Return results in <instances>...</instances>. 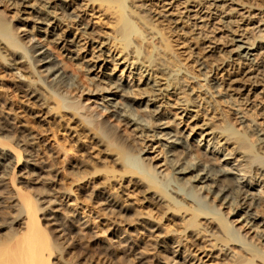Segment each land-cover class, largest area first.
I'll use <instances>...</instances> for the list:
<instances>
[{
	"label": "bare ground",
	"instance_id": "6f19581e",
	"mask_svg": "<svg viewBox=\"0 0 264 264\" xmlns=\"http://www.w3.org/2000/svg\"><path fill=\"white\" fill-rule=\"evenodd\" d=\"M18 1L19 3L17 0H12V4L26 2L28 4L27 6L37 14L35 15L36 21L46 25L43 32L46 35L47 41L43 43L42 40L34 39L30 35L25 40L23 38L21 39L17 33L18 26L14 22H9L5 14L0 12V66L11 71L13 77L17 79L16 84L14 83L11 88L18 90L22 93V96L27 97V104L25 105L27 108L24 110L34 122L39 124V127L42 125L50 126L53 128L51 130L52 132L62 130L66 127L68 132L70 131L69 133L67 132L68 135L73 133L72 136L74 138H72L74 139L73 142H75L74 146L77 147L76 150H82L84 148L89 152L94 149L99 154L97 159L100 158V160L97 161H101V168L92 165L94 166L92 170L90 167L88 169L86 165L88 161L83 164L85 160L89 159L88 156V159H83V162L80 163L81 165H75L77 170L69 169V174L75 177L74 180H81L87 174L95 175L102 172L96 177H99L97 180L107 191L103 193L100 191L96 192V190L92 193L93 198H99V201L101 200V211L103 210V213L108 219L109 217L115 218V216H127L126 213H132L130 216H135L126 219L130 222L129 224L133 221L132 223L137 226L135 230L137 235L140 236L138 240L122 234L117 229L114 230L113 227L109 228L113 222L108 220L107 230L117 238V244L122 245L125 248L124 250L132 255L131 258L136 259V264H171L172 262L174 264H264V200L258 194L252 192V188L254 189L256 184L252 186L242 180L243 177L253 179L257 176L264 181L263 161H260L252 167L251 163L254 158L251 159V155H243L241 156V160L245 164L238 163L234 166L232 163H229V168L225 169L221 165H215L217 158L211 156V151L203 154L200 152L201 154L199 155H201V158L194 161L191 158L190 151L193 149L189 147L190 142H187L183 136L176 133L171 135L170 132L154 131L153 127L159 128L160 125L168 124V119L163 120L166 117L162 118L163 116L159 112L154 113L159 106L156 107L154 104L155 101L149 98L147 102H151L152 106L156 107V109L149 110V116H151L149 122H144V119L142 120L140 115L141 119L136 112L133 113L134 108L132 107V103H126L124 101L121 104H117V101H111L106 96L102 97L105 104L99 109L94 107V105L85 103L83 97L81 98L77 93H73L74 89H79L80 85L78 81L77 83L73 82L74 77L72 73L67 71L70 65L65 60L62 63V60H59L48 46V43L53 47L54 45L56 47L57 44H61L66 54L73 52L80 55V51L82 49L84 50L85 42L92 41L93 44L97 40V44H102V47H105V45L108 46L103 51L102 47L99 48V53L92 55L94 58H99V56L106 54V51L108 52L110 47H113L116 53L123 52L122 56L127 61L131 59V62L127 66L129 75L133 73V70H136L139 76L147 71V75L145 76H149L147 82L150 80L149 82L155 83L156 85V79L152 73L158 72L163 79H167L165 87L178 84V88H180L184 87L183 84L185 82L194 79L195 75L180 60L178 53L175 51L173 47L174 42L169 38L172 33L166 35V29L163 30L157 23H153L155 19H153L151 11L136 6V0H90L91 2L95 1L102 12L113 17L110 28L112 32H107L108 34L103 36L104 40L102 41L95 31L88 30V27L84 24L79 29L80 37L84 39V42L77 44L75 40H68L64 36V33L59 34L56 32L58 23H64L67 26L78 15L76 13L71 14L68 11L71 7L70 4L66 7V2V5L61 3L64 0H61V2H59L60 0ZM184 7L186 8L187 6L184 4ZM56 10H60V16H58ZM159 16L166 17V20L168 18L163 14H159ZM182 17H180V20L183 19ZM190 17L187 14L186 20H182L180 23H187ZM168 22L172 23L174 20L168 18ZM71 23L70 25L74 24L73 22ZM79 24H82V22ZM228 25L230 24L225 22V27L229 30L231 37L226 39L227 41L224 40V42L227 44L228 41L230 42L228 44L229 49H220L217 47L214 44V40L207 38V31L205 33L204 31L191 32L194 35H192V38L198 43L195 42L197 46H199L196 47V44H194L195 46L193 47L198 48L199 51L198 49L197 51H190V54L195 56L193 60L196 62V66H199L198 69H205L204 64L200 61L201 57L198 59L197 56L201 52V49H205L204 54L201 56H209L218 49L219 52H222L223 56L228 57L226 62H233L230 68L235 64V66L246 65L248 69L251 66H256V70L260 67L264 69L262 61L259 62L256 60L257 55H263L260 51L261 48H258L256 54L253 55L249 47L243 46L244 41L235 38V30L231 28V25ZM194 26L196 24L192 23L185 31L190 33V30H193ZM202 26H205V24ZM176 30L184 32L182 25ZM36 31L38 30L36 29ZM168 32H170V29ZM178 38L175 40L176 45L181 44L179 41L183 42V40ZM260 38L264 40V34ZM211 43L214 45H211ZM247 44L248 46L255 44L254 39ZM73 47L75 48L72 49ZM256 47H254V50ZM206 53L207 55H205ZM109 56H111L110 60L112 62L116 60L112 53ZM155 56L158 57L156 58ZM133 58L137 65L135 63L133 64ZM68 59L72 60L75 57L72 58V55H70ZM131 64L133 65L132 68L129 66ZM84 67H86L85 64ZM91 67H93L92 63L90 67H86L85 69L88 70ZM168 67H176L177 71L182 70V73H184L183 76L181 78L172 76L168 78L169 72L166 71ZM248 69H223L226 73L228 72L229 77L226 78L224 84L228 86L229 91L242 95L241 92L244 91V88L241 87L239 81L243 76H246L245 78L248 80L251 79ZM262 69L260 73L263 72ZM150 70L153 71L151 74L149 73ZM210 70L202 72L204 79H208V72ZM109 73L103 72L106 87L99 82H95V80L87 83L88 77L87 80L85 79L86 82L85 80H79L81 84H84L83 89L86 88L88 92L95 91L96 94L100 91L110 92L111 89H115L117 91L116 94L123 99L132 98L130 96L132 91V95H136L138 92L140 94L147 93V96L153 98L160 95L157 93V90L160 91V89H156L153 85H149V88H141V86H138L135 93L134 89L128 83L124 80L122 81L120 77H112L113 75ZM187 73L191 76H187ZM255 77L257 76L255 75L252 78ZM81 79L83 78L81 77ZM213 80L210 79L206 85L209 90L211 89V92L206 96L211 101L210 104L217 111L219 110L218 105L212 100V95L215 94L216 97L220 96L223 102H226L229 106H235L236 119L244 134H239L233 125H228L229 123L221 129L220 133H225L226 135L225 142L231 140L238 147L237 149L233 147L230 151L223 154L224 158L222 160L224 164L228 163L227 159L234 152L240 154L245 151L250 152L255 148L264 155V127L255 121L252 113L249 114L251 118L246 117L248 115L247 112H243L245 109L241 108V104H243L242 100L239 101L238 98L233 97V94L226 95L224 92H221L220 83H217V81L213 82ZM261 80L263 79L261 78ZM252 82H257V79ZM71 84H74V87L70 88ZM88 84H92L91 90ZM194 86L200 91H203L205 95L208 93V91L202 89L203 86L199 81H196ZM119 92H122V94H119ZM229 95L232 96L230 97ZM69 97L72 100H67L69 102L65 101ZM183 101L182 103H184L186 108L189 101L194 102V98H186ZM263 109L264 107H259L254 115L260 116L264 121ZM121 111L122 113L124 112V115ZM218 112L220 113V111ZM220 115L222 121H226L224 115L222 113ZM62 121H64L65 127H62V124H60ZM121 121H123V124H121ZM3 126L0 125V178L7 179L5 184L7 187H11L9 188L11 191L9 190L5 194L4 191L2 192L0 190V204H4V207L7 208V200L11 199L10 201L14 203H12V206L10 205L13 207V211H8V213H11L9 218L5 216L6 214H3L6 210H4L5 212L2 209V211L0 210V264H106L97 255H93L83 249L81 250L82 247L79 250V242H73V238H75L73 234L77 232H74V230L77 229V224H80L79 226L82 224L79 222V218L78 220L75 219L77 224L72 225V230L71 228L69 229L67 226L71 223H68L69 225L58 223L55 220L56 216H51V214H54L53 210L56 208L50 206L52 204L51 199L47 200V204L45 203L44 205L39 200V195L36 196L38 194L36 193L37 191L33 195L34 192L18 185L17 179H15L18 172L21 174L24 171L30 172L31 170L32 172L36 168L39 170L37 172L38 176L46 168H43L44 165H38V159L34 158L36 146L35 148L33 146V135L30 136V134L24 133L25 131L23 132L22 130L13 131ZM131 127L133 128L129 129ZM5 131L9 133L6 134L4 133ZM131 131H136L134 136L133 134L131 135ZM151 131L152 134H149ZM158 134L168 135L167 138L173 137L169 142L166 139L160 143L161 150L165 154L167 167L170 170L169 174H163L156 165L149 161L148 157H142L141 153L144 150V144L142 147H138L137 140H135V138H139L141 142H144V139L148 136L157 137ZM57 145L59 148L61 147V150L67 152L65 145H60V143ZM212 146L215 148V145ZM238 149H242L244 152ZM23 155L26 158L23 159ZM91 162L90 164L94 161ZM239 171H243V173L239 174ZM34 173L36 174V171ZM166 177H171L180 189L172 187L169 191L164 190L160 186L158 179L162 180ZM95 184L97 185L98 182ZM181 189L190 192L196 199H188L186 197L187 193H183ZM67 190L70 193L72 189L68 188ZM89 193L87 192L86 195L90 196ZM80 194L82 196L85 193L83 191L78 196ZM78 196L75 197L77 198ZM129 198L131 200H127ZM215 201L220 202L219 205ZM221 204H225L226 210L220 209ZM142 209L145 211H142ZM60 210L62 211V209ZM40 215L44 218H46V215L51 216L50 220L54 225V229L52 230L57 231L56 234L50 233L51 231L45 228L46 225L43 226L40 223ZM175 219L179 221V227L177 228L172 227L174 226L173 222ZM70 221H73V219ZM72 224L74 223L72 222ZM79 226L77 229L79 233L84 232L82 231L84 227L79 228ZM160 230H164L165 234L160 235ZM79 233L78 235L82 234ZM146 237H148L149 241H152L151 244L156 247L158 252L163 254V259L157 255L151 256L150 258L147 257L149 249L146 247V242L143 241ZM158 237L159 239L155 240ZM73 249L75 251V257L73 253L72 256L74 258L72 259L73 261L76 259L78 261L76 263L72 262V260L70 261L68 258ZM133 261L135 262V260Z\"/></svg>",
	"mask_w": 264,
	"mask_h": 264
},
{
	"label": "rangeland",
	"instance_id": "374dc122",
	"mask_svg": "<svg viewBox=\"0 0 264 264\" xmlns=\"http://www.w3.org/2000/svg\"><path fill=\"white\" fill-rule=\"evenodd\" d=\"M184 1L185 0H136L135 1L136 6H138L139 8L142 7L145 9H149L151 11L152 13L151 15H153V19H155L153 20V23H157V25L163 30L166 29L167 31L166 35H169V33H172L171 36H169V38L173 40L174 44L176 43L175 40L178 37L180 38V40H183V42L179 41L182 45L173 44V47L175 51L178 53L180 60L184 62L192 70L193 72L192 74L195 75L194 79H190L188 82H185L183 84L184 87L178 88V84L170 85V86L168 85L167 87H165V84L167 83V79H163L162 76L158 72L152 73L153 72L152 70H150L149 73L150 74L152 73L153 77H155L156 85L155 83L153 84L152 82H149L150 80H148L147 82V78H149V76L145 77L147 75L146 74L147 71L143 72V75L139 76V74H137L138 72H136V70H133V73L129 75L127 66L131 62V59L130 60L128 59L127 61L126 58L122 56L123 52L116 53V50H113V47H110L108 52L106 51V54H104L105 56L102 55V56H99V58L98 57L94 58V56L92 55L99 53L98 49L102 47V44L100 43H99L100 45L97 44V40L93 42V44H92V41L85 42L84 44L85 51L82 49L80 51V55L77 53H73V52H72L73 54L72 53L66 54V52L63 51L61 44L60 45L57 44L56 47L54 45L53 47L51 46V44L48 43V46L50 50L53 51L54 55H56V57L59 60H62V63L65 60L70 65V67L67 68V71H69V73H72V76L74 77L73 82L77 83L78 81V84L80 85L79 89L78 88L74 89L73 93H77L78 95H80L81 98L83 97L85 103L89 105H94V107H97V109H99L100 107H102V105L105 104L104 99H102L103 96H106V98H110L111 101H115V102L117 101V104L118 103L121 104V102H124V101L126 103H132V107L134 108L133 113L136 112L138 116L140 115L142 120L144 119L143 120L144 122H149L151 118V116H149L150 115L149 110L156 109V107L159 106V108L154 113L159 112L160 114H162L163 116L162 118L166 117V119H163V120L168 119V124L160 125L159 128L153 127L154 131L170 132L171 135L176 133V134H179L180 136H183L185 140H187V142H190L189 147L193 149L192 151H190L191 158L194 159V161H197L198 159L201 158L200 157L201 155H199L201 154L200 152H202L203 154V153H208V151H211V156H215L217 158V159L215 158L216 159L215 165L217 166L221 165V167L225 169L229 168V163L230 164L232 163V165L234 166H236L238 163L245 164L244 161L241 160V156L243 155H246V156L251 155V159L252 158L255 159V160L254 159L252 160L253 161L251 163L252 167L258 164L260 161H263L264 163V155L258 152L255 148H253L252 151L250 152H246V151L244 152V150L238 149L239 151H243L244 153L239 154V153L234 152V154H231L230 157L227 159L228 163L224 164L222 160L224 158L223 154L227 153L228 151H230V149H232L233 147H236L237 145L236 143L231 142V140H229L228 142H225L226 135L225 133L224 134L220 133L221 129L227 123H229L228 125H231V126L233 125L234 129L237 130L239 134L242 133L241 126L240 124H238V120L236 119L237 114L234 111L236 107L229 106L228 104H226V102H223L220 96L216 97L214 94L212 95V100L215 101V103L218 105V109H219L218 111H220L219 113L215 108L212 107V105L210 104L211 101L206 97L207 94L211 92V89L209 90L206 85L210 79H214L213 82L217 81V83L218 82L220 83L221 92H224L226 95L233 94V97L238 98L239 101L242 100L243 104H241V108L245 109L243 110V112H247L248 114L246 116L247 118H251L249 114L252 113V117L255 118V121L257 123H260L259 124L260 126L264 127L263 118H260V116L254 115L255 111L258 110L259 107L261 108L264 107V81H263L264 80V69L260 67L258 70H256V66H251L248 69L246 65L235 66V64H233L232 68H230L233 62H226V59L228 57L223 56L222 52H219L218 49L209 56H201L204 54V51H205V49H201L200 51L202 53L199 52L197 56H198V59L199 57H201L200 61H202V63L204 64L205 69L204 68L198 69L199 66H196V62H194L193 60L194 59L193 57L195 56H192V54H190L191 53L190 51H193V50L197 51L198 49V48H193L195 46L194 44H196L197 42L192 38V35H193L192 33L200 32V31L201 32L204 31V33L207 31L208 32L207 38L209 39L211 38L212 40H214L215 42L214 44H216V46L219 47L220 49L221 48L229 49L230 47L228 46V44L230 42L228 41V44L224 42V40L227 41L226 39L231 37L229 30L227 29V27H225V22H227L231 25V28L235 30L234 31L235 38L244 41L245 43L243 44V46L249 47L251 49L250 52L253 55L256 54L258 48H261L260 51L263 53V55L261 54L257 55L256 60L259 62L262 61V64L264 65V40L260 38V36L264 34V0H187L186 1L187 3L186 2L184 3ZM17 2L19 3L18 0ZM59 2H61V0ZM65 2L67 5L65 4ZM61 3L66 5V7L68 6V4H70L71 7L68 9V11H70L71 14L72 13H76V15L78 14L76 18L73 21H71L74 23L73 25H70L72 24L71 22L67 26H65L64 23H61V24L58 23L56 27V32L59 34L64 33L65 34L64 36H66L68 40L70 39L75 40L77 44L81 42L83 43L84 39L80 37L81 34L79 33V29L84 24L88 27V30L95 31L97 35H99V38L102 39V41L104 40L103 36H106L108 33L112 32L110 28H111V21L113 17H111L107 13L102 12L95 1L91 2L90 0H64ZM184 4L185 6H187L186 8L188 10L184 7ZM27 5L28 4L26 2H23L22 4L16 3L14 5V3L12 4V0H0V12L5 14V17L9 22L11 23L14 22V24L18 26L17 33L19 34L21 39L23 38V40H25L30 35V36H33L34 39H40L43 41V43H45L47 39L43 31L45 30L46 25L43 23H38V21H36L35 15L37 14ZM56 12L58 13V16L61 15L59 14L60 10L59 11L56 10ZM159 14L160 15L163 14L167 16L168 18L173 19L175 23L168 22V18L166 20L165 19L166 17L164 18L163 16H159ZM187 14L191 16L189 20H187V23H182V22L180 23V21L186 20ZM180 17H182L183 19L180 20ZM76 20L77 22H75ZM80 22H82V24L78 25V23ZM192 23L196 24V26L193 27V30L192 29L190 30V33L192 32L190 34L189 32L185 31V29L187 30L189 26H191ZM203 24H205V26H202ZM181 25H182V28L184 29V32L176 30V29H179ZM36 29L39 32L36 31ZM169 29H170V32H168ZM171 30H173V32H171ZM176 36L178 37L176 38ZM252 39H254L255 44L248 46L247 43L251 41ZM184 41L186 44L184 43ZM134 44H137V43H134ZM197 44H196V47H199L197 46ZM214 44L211 43V45H214ZM107 46L108 45H105V47ZM255 46L257 47L254 50ZM105 47H102L103 48L102 51L105 50ZM74 48L75 47H73L72 49ZM110 53L114 55V58L117 61L115 60L114 62H112L110 60L111 59V56H109ZM70 55H72V58L75 57V59H72V60L68 59ZM205 55H207V53ZM132 62L133 64L135 63L134 58L132 59ZM158 62L161 63L160 61ZM91 63L93 64V67H91V69L89 68L88 70H86L85 68L90 67ZM84 64L86 67H84ZM135 65L137 64L135 63ZM129 66L130 68L133 67L132 64ZM229 68L231 70H233V68H236V70L243 68L246 70L248 69L249 71V77H251V79L248 80L245 78L246 76H243V78L241 77L239 81V83H241V87L244 88V91L241 92L242 95H240V93L237 94L236 92L229 91L228 90L229 88H227L228 86L224 84L226 78H228L229 76H228V72L226 73V71L223 69L230 70ZM209 69L211 70L210 72H208V79H204L202 72H204L205 70L208 71ZM261 69L263 70L262 73H260ZM166 71L169 72L168 78H170L171 76L181 78L184 74L182 73V70L177 71L176 67L174 68L168 67ZM103 72L105 73L110 72L109 74L113 75L112 77H116V78L120 77L122 81L124 80L126 83L129 84L130 87L134 89L135 93L137 91L136 89L138 88V86H141V88H149V85H153L155 86L156 89L157 88L160 89V91L157 90V93H159L160 95L157 96L156 98H153V97L147 96V93L140 94L138 92L136 93V95L135 94L132 95L133 94V91H132V94L130 95L132 98H128V99L125 98L126 99L125 100L121 96L116 94L117 91L115 89H111L110 92L100 91L97 94L95 91L88 92L86 88L83 89L84 84H81V81L85 79L87 80L88 78L89 79L87 80V83L89 81L93 82L95 80V82H99L101 85L106 87L107 85L105 84L106 80L103 79ZM255 75L257 77L252 78ZM106 76H110V75H106ZM187 76H191V75L187 73ZM81 77L83 79H81ZM261 78L263 80H261ZM256 79H257V82L251 83V81L256 80ZM16 81L17 79L13 77V74L11 71L0 66V112H1L0 125L1 126L4 125L3 127L5 128L7 127L13 131L22 130L23 132L25 131L24 133L30 134V136L33 135V138H34V139L32 138L33 139L32 142H34L33 146L34 148L36 146L35 148L36 152H34V155H35L34 158L38 159L37 161L39 162L37 163L36 161L38 165H41V166L44 165L43 168L44 169L46 168L44 172H41L39 174L40 176L39 175L37 176V172H39V170L36 168L33 169L32 172L31 170L30 172L24 171L22 174L18 172L17 176H15L16 177L15 179H17L18 185L24 188H28V190H30L31 192H34V194L32 193L33 195L38 193L36 194V196L39 195L38 196L39 200L44 205L45 203L47 204V200L51 199L52 204L50 206L56 207L55 210H53L54 214L50 213L51 216L55 215L56 216L55 220H57L58 223H63V224L71 223L70 225L68 224L70 227L67 226L69 229L71 228L72 230L73 228L72 225L77 224L75 219L78 220L79 218L80 220L79 222L82 224L81 226H79L80 224H77L76 227L77 229H78V226L79 228H81L82 226L84 227L82 228L83 229L82 231L84 232H80L84 236L80 234L79 230L77 229L74 230V232L75 231L77 232L73 234L75 235V238H73V242H77V243L79 242L78 243L80 245L79 250L82 247L81 250L83 249L93 255H97L98 257L102 258V260H104V263L106 264H136V259H133V257L131 258L132 255L128 254V252L124 250L125 248H123L122 245L120 244L118 245L116 242L117 238L111 235L107 230L108 220H111L113 224L109 228L113 227L114 230L117 229L121 231L122 234L132 239L138 240L140 236L137 235V232L135 230L137 226L132 223L133 221L131 222V224H129L130 222L128 221V219H126V218L130 219V217H135V216H132V215L130 216V214L132 213L130 214L126 213L127 216L125 215L115 216V218L109 217L108 219V217L103 213V210L101 211V208H102V203L100 202L101 200L99 201V198H96V199L93 198L92 193L93 191H96V190H97L96 192L100 191L103 193L107 191L106 188L103 185H101V183L97 180L99 177H96V176H99L102 172L97 173L95 175L87 174L86 176L81 178V180L80 179L74 180L75 177H73L72 174H69V171H70L69 169L72 168L74 170H77V168H75L76 167L75 165L77 164L79 165L80 163H82L83 159L85 160L88 156H89V159L87 158L88 160H85V162H83V164H85L86 161H88L86 163V165L88 166L87 167L88 169L90 167L92 170V168L95 165L101 168V165H100L101 161L100 162L97 161V160H100V158L97 159L99 157V154H97L94 151V149L90 150L91 152L90 151L87 152L84 148H82V150H76L77 147L74 146L75 142H73L74 141L73 139L74 137L72 136L73 133H71V135L70 134L68 135L70 131L68 132V130L66 129L64 121H62V123L60 122V124H62V127H65V128L62 130H58L56 132H52L51 130L53 128H51L50 126L47 127V125H42L39 127V124L34 122V120L24 110L25 108H27L25 106L27 104V97L22 96L21 95L22 93L19 92L18 90H13V88H11L13 87L14 83L16 84ZM196 81H199L201 83V85L203 86L202 89H204L205 91H208L206 95L205 93H203V91H200L199 89H197L196 86H194ZM147 83L149 84L147 85ZM73 85L74 84H71L70 88L74 87ZM88 86L90 87V90H91L92 84L90 85L88 84ZM172 86H174V88H172ZM222 87L223 88L225 87V88L223 89ZM81 88L83 89L82 92H81L82 90ZM119 94H122V92H119ZM229 96L231 97L232 95H229ZM148 98L152 101L153 100L155 101L154 104L156 105V107H153L151 102L149 103L147 102ZM186 98H194V102L189 101L185 108V105L182 102H184L183 100ZM67 100L71 101L72 99L71 97H69L65 99V101ZM245 100L246 102L244 103ZM146 102L147 104H145ZM221 113L224 115V118L226 119V121H222V117L220 115ZM122 114L124 115V112ZM2 116L3 117L7 116V118L5 117L3 118ZM121 124H123V121H121ZM10 125L11 126L13 125V126L11 127ZM132 128L133 127L129 129H132ZM179 130H181V132H179ZM4 133L8 134L9 132L5 131ZM135 133L136 131H133L131 135L133 134L134 136ZM149 134H152V131L149 132ZM241 135H244V134L242 133ZM167 137L168 135H161V134H158L157 137L148 136L146 139H144V142H141L139 138H135V140H137L136 141L137 146L139 145L138 147H142L144 144V147H143L144 150L141 153L142 157H148L149 161L152 164L156 165L157 168L163 172V174L170 173V170L167 167V164L165 161V154L161 150L162 147L160 146L161 141H165L167 139L166 141L169 142L173 138V137L171 138H167ZM81 141H83V139H81ZM59 143L60 145L62 144L67 147L66 148L67 152H64L63 150H61V147L59 148V146L57 145ZM212 145H215V148ZM237 148L238 147H236V149ZM22 158L24 159L26 158V156L23 155ZM91 161L92 162L96 161V162L92 163ZM90 162L92 164H90ZM35 171H36V174L34 173ZM238 173L242 174L243 171H239ZM61 179L63 180V182ZM158 180L160 181L159 182L160 186L166 191H169L172 187L179 188L177 183L173 181L171 177L169 178L166 177L162 180L160 179ZM242 180L246 181V183H249L252 186L256 184L255 185L256 187L254 189L252 188V192L258 194L264 200V183H263L264 181H262V178H258L257 176L254 177L253 179H249V177H243ZM6 181L7 179L5 180L4 178L3 179L0 178V190H2V192L4 191L5 194L8 193L9 190L11 191V189H9L11 187L10 186L7 187V185L5 184ZM96 182H98L97 185L99 186L95 184ZM38 188H39V191H38ZM65 188L67 189L70 188L72 190L69 193L68 190ZM83 191L85 194H82V196L80 194V196H78L79 193H83ZM181 191L183 193H187L186 197L188 199L190 200L196 199V197H194L190 192H187L183 189H181ZM67 192L68 194H66ZM87 192L88 193L90 192L89 194L90 196H92L91 198L90 196L86 195ZM56 195L59 196L60 199L59 197L58 199H56L57 198ZM75 196H78V197L76 198ZM10 200L11 199L7 200V203H8V204L6 203L7 208L4 207V204L2 203L0 204V210L2 209L3 212H5L4 210H6V212L3 214H6L5 216H7L8 218L10 217L9 215L11 214V213H8V211H13L12 210L13 207L11 206L13 205L12 203H14ZM127 200H131V198ZM216 203L217 205H219L220 202H216ZM60 209H62V211ZM143 209L142 211H145ZM220 209L226 210L225 204L224 205L221 204ZM47 212L46 214H48ZM65 214L67 215L65 216ZM51 216L46 215V218H44L42 215H40L39 221L43 226L46 225L45 228L48 229V231H51L50 233L56 234L57 231L52 230L54 229V225L51 223V220H50ZM69 219L70 220L73 219V221H70ZM72 222L74 224H72ZM173 223H174V226L172 227H175V228L179 227V221L177 219H175ZM164 230H160L159 234L160 235L165 234ZM78 233L80 235H78ZM158 239L159 237L155 238V240H158ZM143 241L146 242L147 244L146 247L149 249V251L147 252L148 253L147 257L150 258L151 256L157 255L163 259V254L158 252L156 247H154L151 244L152 241H149L148 237H146ZM76 248L75 250H77ZM73 251L74 249L71 251L72 253L69 254L68 258L70 259V261L72 260V262L76 263L78 261L76 259H74L73 261L72 259L75 257V251L74 252ZM133 260H135V262ZM144 264H147V263H144ZM148 264H151V263H148ZM171 264H174V262H172Z\"/></svg>",
	"mask_w": 264,
	"mask_h": 264
}]
</instances>
